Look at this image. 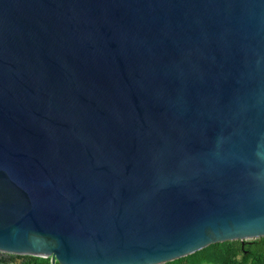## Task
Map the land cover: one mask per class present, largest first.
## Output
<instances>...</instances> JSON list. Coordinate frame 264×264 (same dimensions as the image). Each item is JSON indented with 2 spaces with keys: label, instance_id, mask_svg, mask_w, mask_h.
<instances>
[{
  "label": "water",
  "instance_id": "1",
  "mask_svg": "<svg viewBox=\"0 0 264 264\" xmlns=\"http://www.w3.org/2000/svg\"><path fill=\"white\" fill-rule=\"evenodd\" d=\"M264 236V0H0V252L161 264Z\"/></svg>",
  "mask_w": 264,
  "mask_h": 264
},
{
  "label": "trees",
  "instance_id": "2",
  "mask_svg": "<svg viewBox=\"0 0 264 264\" xmlns=\"http://www.w3.org/2000/svg\"><path fill=\"white\" fill-rule=\"evenodd\" d=\"M239 243V240L210 243L192 253L161 264H245L250 255H253L252 258L259 264H264V236L244 241L242 248ZM251 244H261V247L252 248ZM237 253L242 255L241 260L236 259ZM18 257L20 261H13L12 264H50L49 257L30 255H19ZM53 264L59 263L54 261Z\"/></svg>",
  "mask_w": 264,
  "mask_h": 264
},
{
  "label": "rangeland",
  "instance_id": "3",
  "mask_svg": "<svg viewBox=\"0 0 264 264\" xmlns=\"http://www.w3.org/2000/svg\"><path fill=\"white\" fill-rule=\"evenodd\" d=\"M254 238H257V237H254ZM254 238H245L244 241H249V240H252ZM233 240H238V239H233ZM18 256L19 255L3 253V255H1V257H0V264H12L13 261L19 262L20 258Z\"/></svg>",
  "mask_w": 264,
  "mask_h": 264
},
{
  "label": "flooded vegetation",
  "instance_id": "4",
  "mask_svg": "<svg viewBox=\"0 0 264 264\" xmlns=\"http://www.w3.org/2000/svg\"><path fill=\"white\" fill-rule=\"evenodd\" d=\"M258 238V237H257ZM255 239V238H254ZM239 246L242 248L244 246V241L239 243ZM252 248H258L261 247V244H251L250 245ZM245 253V251H244ZM246 254V253H245ZM1 255H3V253H0V257ZM253 255H250L245 264H259V262H257L256 260H254V258H252ZM236 259L241 260L242 259V255L241 254H236Z\"/></svg>",
  "mask_w": 264,
  "mask_h": 264
}]
</instances>
